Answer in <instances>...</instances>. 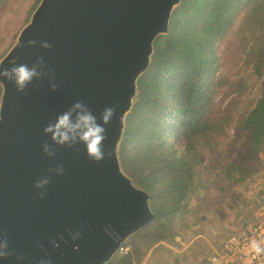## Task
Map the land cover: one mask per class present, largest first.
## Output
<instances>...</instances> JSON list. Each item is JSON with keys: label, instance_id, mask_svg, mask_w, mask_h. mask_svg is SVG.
<instances>
[{"label": "water", "instance_id": "obj_1", "mask_svg": "<svg viewBox=\"0 0 264 264\" xmlns=\"http://www.w3.org/2000/svg\"><path fill=\"white\" fill-rule=\"evenodd\" d=\"M183 2L41 1L0 61L7 67L13 59L31 66L43 56L50 70L34 81L39 87L29 85L24 92L0 80V239L7 237L9 250H15L0 264H38L49 257L52 264H109L155 220L149 195L124 174L119 153L138 84L153 64L155 43L169 35ZM30 39L36 44L28 46ZM43 41L53 47H42ZM51 83L59 85L56 91ZM77 100L98 118L105 107L118 105L105 125L104 150L110 155L100 162L90 160L83 145L76 146L79 152L54 145L44 133L49 121ZM45 141L53 144L55 156L44 153ZM59 164L63 175L48 172ZM45 176L51 182L36 188ZM108 224L114 229L111 236L104 231ZM69 229L81 237L73 240Z\"/></svg>", "mask_w": 264, "mask_h": 264}, {"label": "trees", "instance_id": "obj_2", "mask_svg": "<svg viewBox=\"0 0 264 264\" xmlns=\"http://www.w3.org/2000/svg\"><path fill=\"white\" fill-rule=\"evenodd\" d=\"M26 1L25 28L42 0H0V25ZM154 48L119 155L155 220L109 264H185L173 249L206 221L197 189L216 172L235 194L264 173V0H184Z\"/></svg>", "mask_w": 264, "mask_h": 264}, {"label": "clouds", "instance_id": "obj_3", "mask_svg": "<svg viewBox=\"0 0 264 264\" xmlns=\"http://www.w3.org/2000/svg\"><path fill=\"white\" fill-rule=\"evenodd\" d=\"M28 46H33L36 41L30 39L27 41ZM41 46L51 49L53 46L47 41L41 42ZM11 67L5 66L0 63V80L7 81L8 83H14L16 90L24 92L28 89L29 85L33 87H39V84H34V81L40 80L43 77L50 74V70L45 64L43 56H38L36 61L29 66L28 63H17L16 59L9 62ZM51 80H55L54 73L50 76ZM59 85L51 83L52 91H56ZM118 105L105 107L100 113L99 118L94 112L84 103L82 100H77L67 110L58 113L54 120L44 127L45 135L50 136L54 145L67 146L75 151L79 152L80 148L77 145H83L86 149L87 155L90 160L100 162L105 159L106 153L104 150V141L107 139V129L105 125L112 122L113 117L116 114V108ZM102 121V123H101ZM53 144H49L47 141L43 143V151L48 156H55L56 149ZM64 166L62 164L57 165L55 168H49V173H55L57 175L64 174ZM51 182V176H45L36 181L35 187L38 189L45 188ZM44 192H39L38 196H43ZM73 240L81 237L80 231L68 230ZM104 231L109 236L113 234V226L108 224L105 226ZM64 239L63 236H61ZM53 247H59L57 241L53 240ZM43 247V245H41ZM76 250H79V245H76ZM249 253L252 259L264 256V239H251L248 244ZM15 254V250H9V242L7 237L0 239V258H7ZM17 259H23L21 256H17ZM38 264H52L51 258H41ZM212 264H218L215 258L212 259Z\"/></svg>", "mask_w": 264, "mask_h": 264}, {"label": "rangeland", "instance_id": "obj_4", "mask_svg": "<svg viewBox=\"0 0 264 264\" xmlns=\"http://www.w3.org/2000/svg\"><path fill=\"white\" fill-rule=\"evenodd\" d=\"M26 2L29 3L14 8L0 25V53L8 50L17 30L19 29V32L24 29L27 11L30 3H33ZM210 161L208 158V162ZM223 180L220 174L213 172L207 181V189L203 191L197 189V194L202 199L200 202L206 203L204 209L206 221L203 223L204 221L194 220L192 231L182 233L177 239L183 253L179 257L189 256L185 264H198L200 262L198 260L209 254V250L212 252V246L213 250L219 248L227 234L240 233L245 225L249 229L264 221V173L259 174L255 185H244L235 194L226 190V183ZM238 220H241L239 226L236 224Z\"/></svg>", "mask_w": 264, "mask_h": 264}, {"label": "built area", "instance_id": "obj_5", "mask_svg": "<svg viewBox=\"0 0 264 264\" xmlns=\"http://www.w3.org/2000/svg\"><path fill=\"white\" fill-rule=\"evenodd\" d=\"M236 224L241 225V220H238ZM251 239H264V221L240 233L227 234L220 248L201 264H212L213 258L218 264H264V256L251 258L248 249ZM123 253H125V248L121 250V254Z\"/></svg>", "mask_w": 264, "mask_h": 264}, {"label": "crops", "instance_id": "obj_6", "mask_svg": "<svg viewBox=\"0 0 264 264\" xmlns=\"http://www.w3.org/2000/svg\"><path fill=\"white\" fill-rule=\"evenodd\" d=\"M243 230H246V228L245 229H243ZM178 242H180V241H178ZM181 245V244H180ZM179 245V246H180ZM221 246V245H220ZM220 246H219V248H220ZM181 247V246H180ZM212 248L214 249V246H212ZM218 248V249H219ZM212 249V252H210V250H209V254L205 257V258H203V259H201V260H198V261H200V262H198V264H201V263H204V262H206L211 256H212V254L213 253H215L217 250L215 249V250H213ZM168 250V249H167ZM181 248L180 249H173V251H174V256H177V257H179V256H181L183 253H181ZM188 258H189V256H188ZM181 262H183V263H185L186 261H181ZM197 264V263H196Z\"/></svg>", "mask_w": 264, "mask_h": 264}]
</instances>
